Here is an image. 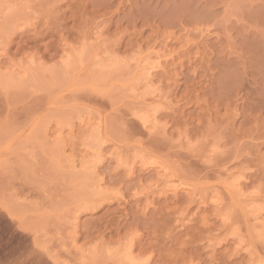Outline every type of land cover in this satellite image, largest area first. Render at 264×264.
I'll use <instances>...</instances> for the list:
<instances>
[{"label": "rangeland", "instance_id": "374dc122", "mask_svg": "<svg viewBox=\"0 0 264 264\" xmlns=\"http://www.w3.org/2000/svg\"><path fill=\"white\" fill-rule=\"evenodd\" d=\"M0 264H264V0H0Z\"/></svg>", "mask_w": 264, "mask_h": 264}]
</instances>
